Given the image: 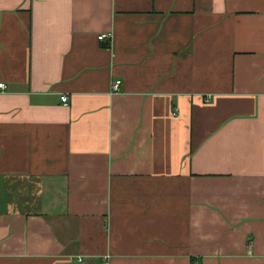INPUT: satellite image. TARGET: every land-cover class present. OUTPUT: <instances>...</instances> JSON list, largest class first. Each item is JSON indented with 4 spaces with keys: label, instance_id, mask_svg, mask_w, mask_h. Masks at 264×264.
<instances>
[{
    "label": "crops",
    "instance_id": "obj_1",
    "mask_svg": "<svg viewBox=\"0 0 264 264\" xmlns=\"http://www.w3.org/2000/svg\"><path fill=\"white\" fill-rule=\"evenodd\" d=\"M0 83V264H264V0H0Z\"/></svg>",
    "mask_w": 264,
    "mask_h": 264
},
{
    "label": "built area",
    "instance_id": "obj_2",
    "mask_svg": "<svg viewBox=\"0 0 264 264\" xmlns=\"http://www.w3.org/2000/svg\"><path fill=\"white\" fill-rule=\"evenodd\" d=\"M110 38H112L111 34H103V35L99 36V40L100 41L107 40V39H110ZM121 86H122V80H120V79L115 80L113 82V84H112V91L114 93H119L121 91ZM5 90H6V84L0 83V93L4 92ZM62 101L64 103H67L68 102V98L66 96L62 97Z\"/></svg>",
    "mask_w": 264,
    "mask_h": 264
}]
</instances>
